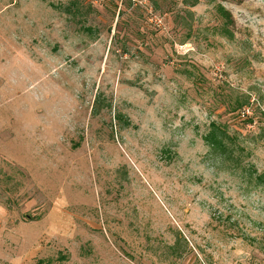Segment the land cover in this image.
Instances as JSON below:
<instances>
[{"label": "rangeland", "instance_id": "obj_1", "mask_svg": "<svg viewBox=\"0 0 264 264\" xmlns=\"http://www.w3.org/2000/svg\"><path fill=\"white\" fill-rule=\"evenodd\" d=\"M0 264H264V0H0Z\"/></svg>", "mask_w": 264, "mask_h": 264}, {"label": "trees", "instance_id": "obj_2", "mask_svg": "<svg viewBox=\"0 0 264 264\" xmlns=\"http://www.w3.org/2000/svg\"><path fill=\"white\" fill-rule=\"evenodd\" d=\"M217 11H218L219 15L224 19L225 22H228L231 20L230 13L226 9H224L223 6H221V5L217 6ZM222 33H223V35L228 36V38L232 37L231 32H229L226 27L223 28Z\"/></svg>", "mask_w": 264, "mask_h": 264}]
</instances>
